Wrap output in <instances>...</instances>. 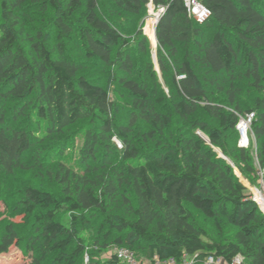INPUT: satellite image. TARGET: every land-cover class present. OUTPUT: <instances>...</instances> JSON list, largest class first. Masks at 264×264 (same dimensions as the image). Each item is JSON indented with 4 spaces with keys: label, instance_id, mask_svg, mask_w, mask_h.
I'll return each instance as SVG.
<instances>
[{
    "label": "trees",
    "instance_id": "obj_1",
    "mask_svg": "<svg viewBox=\"0 0 264 264\" xmlns=\"http://www.w3.org/2000/svg\"><path fill=\"white\" fill-rule=\"evenodd\" d=\"M197 1L202 25L181 0H0V177L34 180L6 203L20 222H0V255L264 264L242 183L264 185V0Z\"/></svg>",
    "mask_w": 264,
    "mask_h": 264
},
{
    "label": "rangeland",
    "instance_id": "obj_2",
    "mask_svg": "<svg viewBox=\"0 0 264 264\" xmlns=\"http://www.w3.org/2000/svg\"><path fill=\"white\" fill-rule=\"evenodd\" d=\"M151 12H152V6H150V4H148L147 16L144 19L143 33H147L146 32L147 22L149 20H153V18H152L153 16H150ZM153 12L156 13L155 10H153ZM151 23H152V21H151ZM144 35L149 39V37L146 34H144ZM150 39H149L150 46H151L152 54H153V58H154L155 42L153 39H151L152 41ZM247 98H248V96L242 95L241 99L246 100ZM248 138H249V136H248ZM253 148H255V142H254L253 138L250 137L249 138V145H248L247 149L251 150ZM67 159H69V158H67ZM67 159L65 158L66 161H67ZM235 173L237 174L238 177H240L237 172H235ZM26 181H29V182L32 181L33 182L34 181L33 175L30 173L19 172L15 176H13L12 178H9V179H5V178L0 177V222L1 221H9V220L12 221L13 223H19L20 222V218L9 217L8 209L6 208V206H7V204L8 205L11 204L10 202L12 200H14L17 185H21L22 183H25ZM242 183L244 184V186L246 187V189L249 193L250 192V190H249L250 186L247 185L244 180H242ZM14 184H16V185H14ZM118 249H124V248H114L111 250L110 253H104V254L100 255V257L97 259V261L103 262L110 255L114 254V252ZM132 259H133V262L135 264H146V263H148V260L146 258H141V256L137 257L134 253H133ZM88 263H89L88 257L85 255L84 259H83V264H88ZM0 264H30V259L26 256L25 252L22 249H19L15 246H12L7 253L0 255Z\"/></svg>",
    "mask_w": 264,
    "mask_h": 264
},
{
    "label": "built area",
    "instance_id": "obj_3",
    "mask_svg": "<svg viewBox=\"0 0 264 264\" xmlns=\"http://www.w3.org/2000/svg\"><path fill=\"white\" fill-rule=\"evenodd\" d=\"M181 1L183 2L187 15L196 24L202 25L209 19L210 11L197 0H181ZM150 6H152V12L150 16H153L152 18L156 19V23H155V26H156L159 18L164 13V6H158L156 8L151 4ZM153 10H155L156 13H154ZM252 119H253V114L246 115L245 118L240 119L236 127V130L239 135L238 144L241 148H244V149H246L249 145L248 132H249V125ZM241 125H244L246 127V132L243 134L240 131ZM117 145L120 147L118 143ZM249 190H250L249 192L250 200L253 201L257 205L260 212L264 215V185L262 184L261 181H259L257 186L249 187ZM114 254L117 256L118 260L123 264H135L132 259L133 253L126 249H118L114 252ZM154 261H155V264H176L173 259H168L166 261L160 262L156 258H154ZM205 264H226V263L221 258H214L210 256L205 261ZM230 264H243V259L240 256H237L233 259V261Z\"/></svg>",
    "mask_w": 264,
    "mask_h": 264
},
{
    "label": "bare ground",
    "instance_id": "obj_4",
    "mask_svg": "<svg viewBox=\"0 0 264 264\" xmlns=\"http://www.w3.org/2000/svg\"><path fill=\"white\" fill-rule=\"evenodd\" d=\"M151 21H152V23H151ZM155 23H156V19L155 18H153V20H149L147 22V26H146V32L147 33H145V34H148L150 36V38L153 39V40H154V37H155L154 36ZM240 131L242 132V134L245 133L246 132V127L244 125H241L240 126Z\"/></svg>",
    "mask_w": 264,
    "mask_h": 264
}]
</instances>
